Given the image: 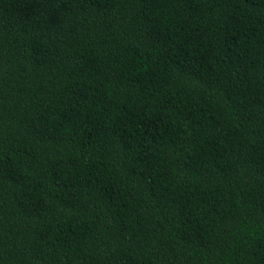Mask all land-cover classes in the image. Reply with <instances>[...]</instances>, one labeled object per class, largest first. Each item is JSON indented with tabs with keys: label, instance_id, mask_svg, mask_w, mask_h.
<instances>
[{
	"label": "trees",
	"instance_id": "obj_1",
	"mask_svg": "<svg viewBox=\"0 0 264 264\" xmlns=\"http://www.w3.org/2000/svg\"><path fill=\"white\" fill-rule=\"evenodd\" d=\"M0 264H264V0H0Z\"/></svg>",
	"mask_w": 264,
	"mask_h": 264
}]
</instances>
